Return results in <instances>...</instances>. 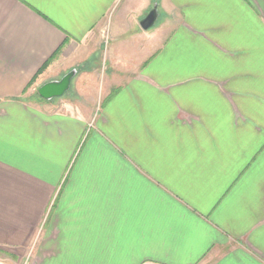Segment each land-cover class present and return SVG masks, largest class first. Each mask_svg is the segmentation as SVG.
<instances>
[{
  "label": "crops",
  "instance_id": "crops-1",
  "mask_svg": "<svg viewBox=\"0 0 264 264\" xmlns=\"http://www.w3.org/2000/svg\"><path fill=\"white\" fill-rule=\"evenodd\" d=\"M24 263L264 264V0H0V264Z\"/></svg>",
  "mask_w": 264,
  "mask_h": 264
},
{
  "label": "water",
  "instance_id": "water-1",
  "mask_svg": "<svg viewBox=\"0 0 264 264\" xmlns=\"http://www.w3.org/2000/svg\"><path fill=\"white\" fill-rule=\"evenodd\" d=\"M158 18V9L157 7H154L141 21V28L143 30H149L153 28L158 21ZM76 74L77 70L74 69L67 73L61 80L48 82L42 85L38 90V94L41 96V98L47 101L64 96V94L69 91L71 81Z\"/></svg>",
  "mask_w": 264,
  "mask_h": 264
},
{
  "label": "rangeland",
  "instance_id": "rangeland-1",
  "mask_svg": "<svg viewBox=\"0 0 264 264\" xmlns=\"http://www.w3.org/2000/svg\"><path fill=\"white\" fill-rule=\"evenodd\" d=\"M157 23V22H156ZM101 51V50H100ZM99 55H102V53L100 52V54ZM95 59H96V61L95 60H93L94 62H95V64H86V65H77V68H78V71L80 72V71H82V70H90V69H92L93 70V68H99V66H97V58L95 57ZM100 63V62H99ZM68 65H70V67L71 66H73L74 64H68ZM93 65V66H92ZM100 65V64H99ZM65 68L67 69L68 68V66H64V65H62V67H61V71L62 70H65ZM69 71V70H68ZM65 72V71H64ZM36 95L38 96V93H36ZM34 96H35V93H34ZM68 96V95H67ZM66 96V97H67ZM8 259L9 260H13L12 258H11V256L10 257H8ZM17 259V258H16ZM16 259H14V260H16ZM25 264V263H24Z\"/></svg>",
  "mask_w": 264,
  "mask_h": 264
},
{
  "label": "trees",
  "instance_id": "trees-1",
  "mask_svg": "<svg viewBox=\"0 0 264 264\" xmlns=\"http://www.w3.org/2000/svg\"><path fill=\"white\" fill-rule=\"evenodd\" d=\"M48 63H50V61L47 62V64H45V66H44L43 69L39 72V74H41V72L44 70V68H46V67L48 66Z\"/></svg>",
  "mask_w": 264,
  "mask_h": 264
}]
</instances>
